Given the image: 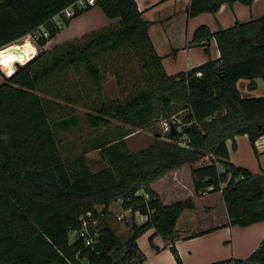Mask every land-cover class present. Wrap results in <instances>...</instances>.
<instances>
[{"label":"trees","instance_id":"1","mask_svg":"<svg viewBox=\"0 0 264 264\" xmlns=\"http://www.w3.org/2000/svg\"><path fill=\"white\" fill-rule=\"evenodd\" d=\"M75 1L0 0V49L41 26L54 37L60 30L56 15L69 24L94 6L68 16L63 10ZM236 1L251 5L254 0H191L187 13L216 12ZM95 5L116 20L81 41L42 49L0 83V264H141L143 254L134 258L139 236L154 227V245L158 233L172 237L181 213L196 206L191 196L164 203L152 187V181L184 163L198 194L209 185L211 192L222 190L232 224L264 220V169L254 173L234 163L228 144L231 139L235 148L236 136L248 134L256 148L264 135V95L243 96L239 87L247 78L248 88L256 89V78L264 77V14L216 31L199 25L192 42L215 37L220 57L170 74L151 37L153 20L137 0H96ZM49 40L41 36L38 42L44 46ZM103 57L113 58L118 85L130 84L126 97L106 95ZM75 68L82 70L79 76ZM123 69L133 77L120 80ZM57 98L83 103L94 128H108L113 120L145 126L159 115L170 119L180 108L184 127L174 122L166 138L155 137L139 150L129 148L132 128L100 138L94 145L107 164L93 169L86 151L67 155L57 130L78 125L80 116L54 117ZM114 200L148 214L142 223L132 222L129 239L122 240L103 217ZM88 211L100 218L98 240L89 245L77 233L71 241L70 231L81 228ZM207 264H264V239L246 258Z\"/></svg>","mask_w":264,"mask_h":264},{"label":"crops","instance_id":"2","mask_svg":"<svg viewBox=\"0 0 264 264\" xmlns=\"http://www.w3.org/2000/svg\"><path fill=\"white\" fill-rule=\"evenodd\" d=\"M137 1L144 15L153 20L150 27L151 37L157 51L163 56L166 70L169 68L168 66L172 67L170 74L220 57L221 53L215 37H212L208 43L192 42L195 30L199 25L207 24L212 31H216L220 27L233 25L238 19L249 20L264 14V0H254L251 5L239 1L233 4L223 3L216 12H203L194 16H189L187 13V6L191 0ZM88 12H95L94 17L104 23L101 25L91 23V27H88L83 33L112 24L116 20L108 17L99 5L92 6L82 15ZM78 18L79 16H76L70 21V27L78 23L76 22ZM77 36L79 35H75V37ZM3 53L5 54H2V57L13 66L16 62V55H7L5 50ZM18 53L23 58L21 52ZM236 140L237 147L234 148L232 140L228 139L231 151L230 159L238 165L249 168L254 173L262 172L264 169V135L256 140L257 151L248 134H239L236 136ZM184 174L191 177L192 185H194V190L186 196L193 197L196 206L187 208L181 213L176 226L177 230L172 237L164 236L161 233L154 235L153 240L156 246L150 240V236L155 234L154 227L141 234L138 238V248L134 258L141 253L144 257L141 264H178L171 247L172 244L179 250L184 264H207L232 257L246 258L249 256L264 239V220L248 225L232 224L222 190L205 195L198 194L188 163L168 170L152 181V187L159 192L164 203L185 199L187 197L179 191L185 187L181 182ZM208 207L210 209L206 211ZM112 210L110 205L108 212ZM128 210L131 211V209ZM135 214L136 212L131 211L129 218L125 216L126 227H132V222L136 221ZM141 215L143 216L141 222H143L144 215L142 213ZM104 219L118 233L117 225L115 223L114 226L111 223L109 215L108 217L106 215Z\"/></svg>","mask_w":264,"mask_h":264},{"label":"rangeland","instance_id":"3","mask_svg":"<svg viewBox=\"0 0 264 264\" xmlns=\"http://www.w3.org/2000/svg\"><path fill=\"white\" fill-rule=\"evenodd\" d=\"M88 11V10H86ZM85 11V12H86ZM84 14V12H83ZM95 12H88L85 15H82L77 19L76 25L70 27L69 24L66 23H61L60 22V30L58 31L57 35L54 37H51V32L47 29L45 26H41L39 29L43 30L46 28L49 32L50 40L44 45L41 46L38 42L37 39L31 38L33 43L37 46V52L33 56L35 57L39 52H41L42 49L53 51L59 45H61L65 41L69 40H83L84 35L87 33H83L88 27H91V23H96L95 25H101L104 22L98 21L96 17H94ZM77 16V17H78ZM76 17V16H75ZM60 18L59 15H57L56 19L58 20ZM159 23V22H158ZM175 28V27H174ZM83 33V34H82ZM75 35H79L75 37ZM28 36L22 37L13 43L3 47L4 49L1 48V53H0V80L4 81L7 76L11 75L16 69L17 65L15 63L13 66L2 57L3 51L7 52L8 54H11L12 56H15V60H21L25 61V59L20 57V54L17 52V48L12 45L16 43H23ZM17 52V53H16ZM32 57V58H33ZM30 58V59H32ZM112 61L113 58H106L103 57L101 58V65H102V70L104 72V91L106 95L110 99L118 100L126 97L129 94V87L125 86L123 83V86H119L116 80V76L114 75L112 71ZM27 62V61H26ZM10 64V65H9ZM25 64V62L23 63ZM12 67V68H11ZM127 67V65H125ZM167 68L169 73H172V67L168 66ZM125 69V68H124ZM124 74H120V80L123 79V77L130 78L133 77L132 71H124ZM76 74L79 76L80 72L82 70L80 68H75ZM1 81V82H2ZM256 81L258 83V87L256 89H250L248 88V82L249 79L247 78H241L239 80V87L241 90V93L243 96H259V95H264V77H257ZM0 82V83H1ZM57 106L55 108V116H61V115H66L70 112H76L80 116V123L78 125L72 126L70 128H58L57 133L58 136L61 138V141L65 144V149L67 151V155L69 157L74 156L77 153L86 151L90 164L93 169H98L106 165V161L102 159L100 149L94 145L95 141H98L100 138H112L118 131L125 130L126 128H132V131L127 135V140L129 144V148L131 150H139L149 143H151L155 137H162L166 138L169 130L173 127L174 122H179V129H182L184 125H181V116L184 115L185 109L180 108L179 110H176L170 119H167L166 116L159 115L157 117H153L145 126H138L136 124L132 123H127L124 121L120 120H113L112 123L108 128H94L90 125L88 122L85 112H86V106L82 105L81 103H72L68 102L65 99L62 98H57L56 99ZM172 126V127H171ZM108 132V133H107ZM184 142V140H182ZM246 157V153H244ZM183 180L181 182L183 183V188L179 189L180 192H183L184 196L190 194L194 190V185H192V179L189 175L184 174L182 176ZM181 183V184H182ZM224 185V184H223ZM182 194V193H181ZM180 194V195H181ZM200 195H205V194H200ZM208 196V195H207ZM189 197V196H186ZM112 206V211L108 212L103 216L104 218L108 217L109 215V220L111 223H115L117 225V230H118V235L122 240L129 239L132 234L133 230L132 227L128 228L125 225L124 219L125 216L128 218L131 216V211L128 209H125L122 206V203L120 200H114L111 204ZM99 210L101 211L102 206H98ZM124 208V209H123ZM210 207L206 209L208 211ZM104 215V214H102ZM143 216L141 215L140 211H136L135 214V219L137 223H142L141 221L143 220ZM116 220V221H115ZM117 232V231H116ZM77 236V231L72 230L70 231V240L74 241V239ZM144 241V240H143Z\"/></svg>","mask_w":264,"mask_h":264},{"label":"built area","instance_id":"4","mask_svg":"<svg viewBox=\"0 0 264 264\" xmlns=\"http://www.w3.org/2000/svg\"><path fill=\"white\" fill-rule=\"evenodd\" d=\"M95 2H96V0H76L75 2H73L72 4L67 6L63 11L68 16H71L77 8H85L89 5H95ZM56 17H57V15L54 17V19H56ZM57 21L60 23L61 19L59 18ZM27 36H28L27 38H30V39L33 38V39L38 40L41 36H49V32L46 28H44L43 30L37 29L34 32L29 33ZM35 47L37 50L38 48L36 45H35ZM23 62H25V61L17 60L15 62V65H17L18 63L23 64ZM213 188H214L213 185H209L208 187L204 188L201 192L203 194H209ZM143 215H144V219H146L148 217V214H143ZM82 218H83L82 226H81V228H79L76 231L82 237L85 238L86 244L93 245L98 240L99 235L101 233L100 218L97 217L96 215H94L93 211H88L86 215L82 216Z\"/></svg>","mask_w":264,"mask_h":264},{"label":"bare ground","instance_id":"5","mask_svg":"<svg viewBox=\"0 0 264 264\" xmlns=\"http://www.w3.org/2000/svg\"><path fill=\"white\" fill-rule=\"evenodd\" d=\"M14 46L17 48L18 52H21L25 61L30 59L36 54V47L30 38H27L23 43H16Z\"/></svg>","mask_w":264,"mask_h":264},{"label":"water","instance_id":"6","mask_svg":"<svg viewBox=\"0 0 264 264\" xmlns=\"http://www.w3.org/2000/svg\"><path fill=\"white\" fill-rule=\"evenodd\" d=\"M29 60H30V59H28L27 62H28ZM23 63H24V62H23ZM25 63H26V61H25ZM20 64H21V63H20Z\"/></svg>","mask_w":264,"mask_h":264},{"label":"clouds","instance_id":"7","mask_svg":"<svg viewBox=\"0 0 264 264\" xmlns=\"http://www.w3.org/2000/svg\"><path fill=\"white\" fill-rule=\"evenodd\" d=\"M19 64V63H18Z\"/></svg>","mask_w":264,"mask_h":264}]
</instances>
